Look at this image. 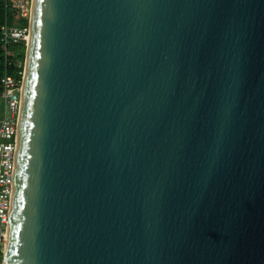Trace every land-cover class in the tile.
<instances>
[{
  "label": "water",
  "instance_id": "1",
  "mask_svg": "<svg viewBox=\"0 0 264 264\" xmlns=\"http://www.w3.org/2000/svg\"><path fill=\"white\" fill-rule=\"evenodd\" d=\"M2 264H264V0H31Z\"/></svg>",
  "mask_w": 264,
  "mask_h": 264
},
{
  "label": "built area",
  "instance_id": "2",
  "mask_svg": "<svg viewBox=\"0 0 264 264\" xmlns=\"http://www.w3.org/2000/svg\"><path fill=\"white\" fill-rule=\"evenodd\" d=\"M11 11L0 26L1 48L9 53L12 43L25 42L29 33L31 0H0ZM14 73L4 71L0 76L3 114L0 116V251L8 221L11 176L17 136V119L23 79L21 59L15 60ZM21 66V68H19ZM19 68V69H18Z\"/></svg>",
  "mask_w": 264,
  "mask_h": 264
},
{
  "label": "trees",
  "instance_id": "3",
  "mask_svg": "<svg viewBox=\"0 0 264 264\" xmlns=\"http://www.w3.org/2000/svg\"><path fill=\"white\" fill-rule=\"evenodd\" d=\"M11 11L7 9L3 3L0 1V26L5 21V17L10 14ZM25 42H17L12 43L9 46V53H6L1 48V41H0V76L3 74L4 71L9 73H14L15 67V60L21 59L23 60L25 56ZM21 68V66L19 67ZM18 68V69H19ZM0 94H1V85H0ZM1 254V252H0Z\"/></svg>",
  "mask_w": 264,
  "mask_h": 264
},
{
  "label": "rangeland",
  "instance_id": "4",
  "mask_svg": "<svg viewBox=\"0 0 264 264\" xmlns=\"http://www.w3.org/2000/svg\"><path fill=\"white\" fill-rule=\"evenodd\" d=\"M25 51H26V48H25ZM24 61H25V56H24L23 60H21V64H22V66H24ZM2 114H3V103H2L1 96H0V116H1ZM2 249H4L3 246H2ZM0 252H1V254H0V264H2L3 250L0 251Z\"/></svg>",
  "mask_w": 264,
  "mask_h": 264
},
{
  "label": "bare ground",
  "instance_id": "5",
  "mask_svg": "<svg viewBox=\"0 0 264 264\" xmlns=\"http://www.w3.org/2000/svg\"><path fill=\"white\" fill-rule=\"evenodd\" d=\"M6 233H7V228H6V230H5V234H4V244H5V242H6Z\"/></svg>",
  "mask_w": 264,
  "mask_h": 264
}]
</instances>
